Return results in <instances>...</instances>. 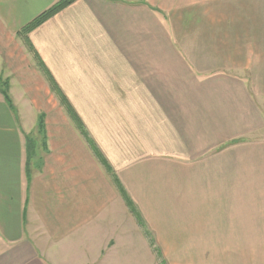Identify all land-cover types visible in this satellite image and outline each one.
Wrapping results in <instances>:
<instances>
[{"label":"crops","instance_id":"0c3cea01","mask_svg":"<svg viewBox=\"0 0 264 264\" xmlns=\"http://www.w3.org/2000/svg\"><path fill=\"white\" fill-rule=\"evenodd\" d=\"M55 1L0 0V264H153L168 235L264 264V0H75L32 30L99 156L16 35ZM48 97L55 122L18 112Z\"/></svg>","mask_w":264,"mask_h":264},{"label":"rangeland","instance_id":"374dc122","mask_svg":"<svg viewBox=\"0 0 264 264\" xmlns=\"http://www.w3.org/2000/svg\"><path fill=\"white\" fill-rule=\"evenodd\" d=\"M50 102L48 103H17L18 112L21 115H26L28 117L34 118L39 111L38 108L45 107L47 111L51 114L52 121L54 120L59 114L56 112L58 110V104L54 103L52 98H49ZM37 106V107H36ZM39 114V112H38ZM38 137V134H36ZM33 143V141H32ZM27 152V149H26ZM129 209V208H128ZM131 213V212H130ZM132 214V213H131ZM242 237V236H241ZM237 243L238 246H243V241L241 240ZM144 240L148 243L149 241L143 235ZM156 238V237H154ZM163 239H167L169 241V245L167 247L176 249L170 251H161V258H157L155 252L151 251L153 264H215L209 263L212 262V259L218 254L217 262L226 261V260H235L238 262L246 260V251L238 250L235 252L232 251H221L216 253L215 251H210L209 247L210 243H214L215 239L218 237L207 236V235H187V236H162ZM156 247H164L156 244ZM205 249V250H202ZM146 255V253H144ZM151 259L148 261L151 263ZM147 260V259H146ZM145 264V263H144Z\"/></svg>","mask_w":264,"mask_h":264},{"label":"trees","instance_id":"16d2710c","mask_svg":"<svg viewBox=\"0 0 264 264\" xmlns=\"http://www.w3.org/2000/svg\"><path fill=\"white\" fill-rule=\"evenodd\" d=\"M74 1L75 0H56L48 8H46L44 11H42L40 14H38L36 17H34L31 21H29L27 24H25L16 33V35L22 41V43L25 45V47L28 49V51L32 52L33 60L35 61L36 67L38 68V70L42 73V75L46 79L48 86H49V89L58 99L59 105L63 108L64 112L70 118V120L72 121L74 126L78 129L80 134L87 139V141H88L90 147L92 148L94 154L96 156H99L97 148L91 143V141H89V139L87 137L86 129L84 127V124L82 123L81 119L79 118L77 112L72 107L71 103H69L66 95L59 89V87L55 83L53 77L51 76V74L49 73L47 68L45 67L44 63L39 59L37 54H35V52H33V48L31 46V43H30L29 37H28L29 33L32 30H34L36 27L41 25L43 22H45L46 20L51 18L53 15H55L56 13H58L59 11H61L63 8H65L66 6H68L69 4H71ZM0 92L2 93L6 103L10 107V109H12L14 111L15 110L14 105L11 101V98H10V95L8 92V82L5 79H0ZM42 119H43V114L41 113L40 119L38 121V127L43 126ZM32 141L33 140L29 139V137H26V149H27L26 165L27 166H29ZM105 166L107 169L108 165L106 163H105ZM28 171H29V168H28ZM109 172L112 174L111 170H109ZM113 179L117 183L115 177H113ZM118 188L121 191L122 195L124 196L126 203L128 204L129 211L135 217L138 225H140L143 228L144 233L148 237V239L150 240L151 245L154 246V241H153L150 233L147 231L146 225H145L140 213L138 212L136 207L133 205V203L129 200L128 195L124 193V190L119 186H118ZM156 254L158 255L159 258H161V252L159 250H156Z\"/></svg>","mask_w":264,"mask_h":264}]
</instances>
